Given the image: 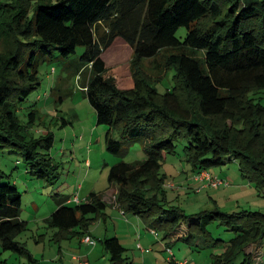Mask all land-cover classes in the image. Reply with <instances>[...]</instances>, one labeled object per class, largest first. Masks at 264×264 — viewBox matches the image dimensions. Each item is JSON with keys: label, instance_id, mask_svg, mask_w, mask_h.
<instances>
[{"label": "trees", "instance_id": "16d2710c", "mask_svg": "<svg viewBox=\"0 0 264 264\" xmlns=\"http://www.w3.org/2000/svg\"><path fill=\"white\" fill-rule=\"evenodd\" d=\"M33 1L0 0V15L11 17L0 21V41L9 32L16 42L0 77V152L21 153L33 174L56 181L53 133L36 136L30 126L39 119L38 112H30L24 123L19 110L42 84L40 63L58 53L68 61L69 72L85 76L83 88L97 122L109 126L108 150L124 157L135 143L142 144L143 159L120 160L110 169L109 184L118 188L119 207L140 216L163 240L183 225L187 229L175 241L214 239L209 226L219 221L234 236L228 242L218 239L226 249L213 253L211 264H256L247 248L262 244L264 212H225L215 205L188 214L169 203L160 168L177 143L185 141L184 158L195 173L237 160L243 174L264 187V0H35L32 11ZM182 28L186 33L179 35ZM117 38L131 46L136 64L174 48L203 52L204 59L185 51L169 54L175 86L165 93L137 76L134 86L122 87L108 73L104 57ZM79 46L85 51L77 56ZM179 86L195 96V106H183ZM215 118L231 125H220ZM234 130L247 132L245 144H236ZM116 132L123 140L115 138ZM254 142L262 144L255 155L249 150ZM55 198L58 206L45 220L55 228L56 243L84 237L106 216L101 192L92 191L86 201L73 204L68 203L70 195ZM22 207L16 183L0 182V264H9L1 258L7 250L32 258L18 240L28 225L21 218ZM102 242L110 264H131L117 236Z\"/></svg>", "mask_w": 264, "mask_h": 264}, {"label": "rangeland", "instance_id": "374dc122", "mask_svg": "<svg viewBox=\"0 0 264 264\" xmlns=\"http://www.w3.org/2000/svg\"><path fill=\"white\" fill-rule=\"evenodd\" d=\"M4 1L8 2V0ZM35 2L34 0L30 8L32 11ZM0 19L2 24L4 19L9 20L11 17L0 15ZM201 23H206V19ZM186 30V28L180 29L178 34L184 35ZM15 43V35L9 32L2 33L0 77L4 73L5 58L14 49ZM84 51L85 47L79 46L77 56ZM183 51H185L184 48L163 50L155 57L142 59L136 64L133 62L134 53L131 46L123 39L117 38L105 51L104 57L108 73L113 75L122 87L134 86L137 76L149 81L161 93H165L175 86L176 70H169L168 55ZM185 52L200 57L202 61L204 59L203 52L196 54L191 51ZM57 55L58 53L53 59L40 63L39 75L42 84L28 97L19 110L20 118L24 123L30 112L33 110L38 112L39 119L33 127L30 126L31 132L36 136L53 133L54 145L50 154L54 163L58 165L56 181L33 174L30 164L25 161L21 153L11 152L8 149L0 152V170L2 171L0 182L16 183L22 194L21 218L28 221L27 228L18 236V240L23 242L32 254L31 258L11 250L4 251L1 258L7 259L9 264H61L56 259L60 249L59 244L53 240L55 228H51L45 220L58 206L55 194L68 195L75 190L84 197L92 190L106 191L110 185L109 173L112 165L120 160L134 162L145 157L141 143H135L124 157H119L108 150L106 133L109 126L97 122L96 111L83 88L85 76L69 72L68 61L59 59ZM86 77H90V71ZM177 92L183 106L196 105L195 96L185 92L182 86H179ZM60 98L63 99L62 102ZM158 98L162 101L163 95ZM64 120L67 121L66 124ZM215 120L220 125L224 123L231 125L230 120L225 122L220 118ZM114 136L118 140H123V136L118 132ZM233 136L236 144L246 143L247 132L238 133L234 130ZM186 144L185 141L178 142L176 152L168 155L160 168V175H166L164 187L170 204L183 208L188 214L213 208L215 205L225 212L242 210L264 212V187L258 186L254 179L243 174L239 161H227L221 166L208 169L211 174L227 180L229 185L203 186L195 179L196 173L184 158ZM261 149L260 142H254L249 148L254 155L260 153ZM79 185L81 187L77 189ZM112 207L111 202L108 201L104 210L107 216L111 214ZM143 228L146 229L145 223ZM209 228L214 239L202 241L194 238L191 243L183 240L176 241L171 247L176 258H188L193 264H211L212 254L222 253L226 249L225 243L218 239L228 242L234 233L227 225H220L219 221L213 222ZM90 229L92 232L95 230L93 225ZM186 229L183 225L178 233L184 234ZM102 231H105L104 221L98 229V232ZM92 236L96 241L100 239L95 233ZM159 236L162 237V234L159 233ZM73 241L78 243L77 238ZM63 242L65 243H63L62 253L66 259H69L73 253H80L79 243L72 245L70 240ZM99 247H102L101 242ZM158 251L159 264H170V261L166 259L170 251L167 248ZM247 251L253 252L256 264H264V239L260 248L253 245L249 246ZM91 258L95 260L94 264H102L99 258L95 256ZM170 259L172 260L171 256ZM64 264L68 262L65 261ZM105 264H110V261H106ZM171 264L175 263L171 262Z\"/></svg>", "mask_w": 264, "mask_h": 264}, {"label": "crops", "instance_id": "0c3cea01", "mask_svg": "<svg viewBox=\"0 0 264 264\" xmlns=\"http://www.w3.org/2000/svg\"><path fill=\"white\" fill-rule=\"evenodd\" d=\"M80 187L81 185L77 186V189ZM117 191L118 188L116 185H109L106 191H100L103 194V198L107 204L108 201H110L113 206L111 214L108 212L109 216L106 214L103 219L94 222L92 224L95 228L93 232L90 229L89 234L92 236V234L95 233L100 237V239H97L95 244H85L82 242L83 237H75L78 239L80 253H73L69 259H66L62 253V249L64 247L63 243L65 242L62 241L61 243H58L60 250L58 251V257L56 259L59 260V263L64 264L65 261H67L68 264H74L77 261L78 256H86L90 263L94 264L95 260L91 257L95 256V258H99L102 264H105L106 261H109V253L102 241L107 237L117 236L120 239V242L126 248L125 256L128 257L131 264H159L160 256L158 254V250L162 251L166 248L172 247V245L176 243L175 240L182 235L179 234L178 231L174 233L170 239L163 240L162 237L159 236L158 232L155 231L156 233H154L153 229L148 228L146 224V229L143 228L144 223L140 216L130 212H125L123 209H121L116 202ZM68 195H70L68 203L73 204L77 203L75 197L78 196L80 202L86 201L89 194L82 197L81 194H78L77 191L73 190ZM103 221L105 222V231L98 232V229L101 227ZM73 239L70 240L72 245L77 243H75ZM100 242L102 243V247H99ZM166 259L170 261V264L171 262L175 264L177 263L170 259V254L166 257ZM189 261L191 264H193L191 260Z\"/></svg>", "mask_w": 264, "mask_h": 264}, {"label": "built area", "instance_id": "2783aa9c", "mask_svg": "<svg viewBox=\"0 0 264 264\" xmlns=\"http://www.w3.org/2000/svg\"><path fill=\"white\" fill-rule=\"evenodd\" d=\"M195 179L202 183L203 186H211V187H220L222 185H229L230 183L225 180L224 178H221L218 175L211 174L208 170L204 169L201 172L196 173ZM75 200L79 203L80 199L75 197ZM154 233L155 230H153ZM82 242L85 244H95L96 240L91 236L90 234H86L82 238ZM170 252V256L172 257V260L175 259L173 250L171 248H167ZM176 262L178 264H190L189 260L187 258L184 259H177ZM74 264H91L89 259L86 256H78L77 261Z\"/></svg>", "mask_w": 264, "mask_h": 264}]
</instances>
